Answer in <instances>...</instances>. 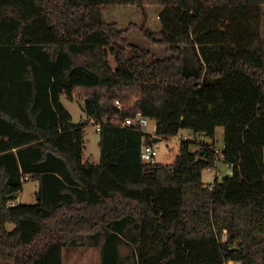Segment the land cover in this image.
<instances>
[{
  "label": "trees",
  "instance_id": "trees-1",
  "mask_svg": "<svg viewBox=\"0 0 264 264\" xmlns=\"http://www.w3.org/2000/svg\"><path fill=\"white\" fill-rule=\"evenodd\" d=\"M109 5L136 6L143 24L131 27L171 55L130 43L104 20ZM148 5L164 7L160 38ZM263 6L0 0V264H63L66 247L99 248L102 264H119L126 237L129 264H264ZM76 94L102 123L98 163L85 161L86 124L61 100ZM138 113L157 121L160 139L189 130L197 140L181 141L175 164H146L154 137L122 125ZM221 161L232 174L206 184ZM25 176L38 202L8 207Z\"/></svg>",
  "mask_w": 264,
  "mask_h": 264
},
{
  "label": "rangeland",
  "instance_id": "rangeland-1",
  "mask_svg": "<svg viewBox=\"0 0 264 264\" xmlns=\"http://www.w3.org/2000/svg\"><path fill=\"white\" fill-rule=\"evenodd\" d=\"M163 8L161 5H148L145 7L146 12L149 16V28L160 38L161 30V20L159 18L160 9ZM114 11L113 13H108L106 20L110 22H115L118 24L119 28L125 33L124 37L135 45H138L144 49L152 51L158 57L170 56V52L165 46H158L151 43L147 38H145L137 27H131L132 25L141 26L143 24V16L141 11L135 6H108L104 10ZM263 18L261 26V34L264 38V6H263ZM113 12V11H112ZM117 15V16H116ZM110 16V18H109ZM130 28V29H129ZM62 103L65 108L71 113L72 121L74 124L85 123L86 124V148L85 156L93 163H98L101 160V149H100V132L97 131L96 125L88 118L84 111L85 107V97L76 94L73 98L67 96H62ZM156 125L157 121L155 119H148L147 134L156 137ZM224 127H219L217 129V140L216 147L221 148L223 146L224 140ZM194 140L196 139L194 133L189 130H183L181 133L170 139H161L156 142V146L159 148V155L157 156L158 164L172 165L175 164L179 155L180 143L182 140ZM197 140V139H196ZM199 142H209L210 140L198 136ZM200 145L193 143L191 145L192 151L199 150ZM232 168L224 163L219 162L217 168L206 169L203 173V180L206 184L214 182L216 178L221 181L224 177L230 176L232 173ZM37 181H27L24 183V192L17 199L18 204H35L38 202V197L35 191L38 190ZM16 200V201H17ZM8 231H14L16 229L15 224H7ZM133 236L134 234H129ZM227 240V234H224L223 241ZM133 249V244L129 237L122 239L118 245V258L119 264H129L131 251ZM63 264H102L101 251L99 248L93 247H66L63 249ZM229 264H239L237 262Z\"/></svg>",
  "mask_w": 264,
  "mask_h": 264
},
{
  "label": "built area",
  "instance_id": "built-area-1",
  "mask_svg": "<svg viewBox=\"0 0 264 264\" xmlns=\"http://www.w3.org/2000/svg\"><path fill=\"white\" fill-rule=\"evenodd\" d=\"M116 104H117L118 108L122 109V104L120 103L119 100L116 102ZM148 119L149 118L143 116L141 113H138L135 118H125V120L122 121V125L123 126H139L142 129V131L146 132L147 128H148ZM92 122L96 125L97 131L100 132L102 123L95 121V120H92ZM158 155H159V148L156 146L155 143H149V144L143 145L142 159H143L144 163L149 164V165L157 164L158 163L157 162V156ZM229 166L232 168L231 165H229ZM24 180L25 181L29 180V176H25ZM13 205H15V201H11L8 203V207H11ZM229 263H233V261H231ZM229 263H227V264H229Z\"/></svg>",
  "mask_w": 264,
  "mask_h": 264
},
{
  "label": "crops",
  "instance_id": "crops-1",
  "mask_svg": "<svg viewBox=\"0 0 264 264\" xmlns=\"http://www.w3.org/2000/svg\"><path fill=\"white\" fill-rule=\"evenodd\" d=\"M109 6H132V5H109ZM106 7H108V6H103L102 7V11H103V14H104V20L106 21V22H110L109 20H106V18L108 17V16H106V14H108V13H113L114 14V11H117V10H112V11H109V10H107V11H105L104 9L106 8ZM136 7V6H135ZM163 9H164V7L163 8H161L160 9V12H159V16H160V13L163 11ZM117 16V15H116ZM109 18H110V16H109ZM161 29H162V26H161ZM160 32H161V30H160ZM167 49V48H166ZM152 52V51H151ZM165 57V56H164ZM160 58H163V57H160ZM85 153V152H84ZM84 159H85V161H88V159L86 158V156H84ZM24 192V191H23ZM23 192L21 193V195L23 194ZM38 192H39V186H38V190H36L35 191V194H36V196L38 197ZM20 195V196H21ZM19 196V197H20ZM18 197V198H19ZM15 204H18V200L17 201H15Z\"/></svg>",
  "mask_w": 264,
  "mask_h": 264
},
{
  "label": "water",
  "instance_id": "water-1",
  "mask_svg": "<svg viewBox=\"0 0 264 264\" xmlns=\"http://www.w3.org/2000/svg\"><path fill=\"white\" fill-rule=\"evenodd\" d=\"M161 139L159 137H154L150 143H156L158 141H160Z\"/></svg>",
  "mask_w": 264,
  "mask_h": 264
}]
</instances>
